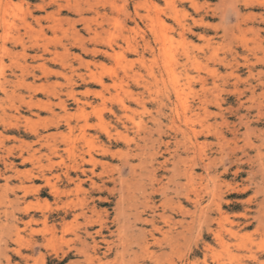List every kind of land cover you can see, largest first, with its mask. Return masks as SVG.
Instances as JSON below:
<instances>
[{
  "label": "rangeland",
  "instance_id": "1",
  "mask_svg": "<svg viewBox=\"0 0 264 264\" xmlns=\"http://www.w3.org/2000/svg\"><path fill=\"white\" fill-rule=\"evenodd\" d=\"M151 1L0 0V264L264 262V0Z\"/></svg>",
  "mask_w": 264,
  "mask_h": 264
},
{
  "label": "bare ground",
  "instance_id": "2",
  "mask_svg": "<svg viewBox=\"0 0 264 264\" xmlns=\"http://www.w3.org/2000/svg\"><path fill=\"white\" fill-rule=\"evenodd\" d=\"M65 1V0H64ZM99 1V0H98ZM109 1V0H108ZM151 1V0H150ZM152 2V1H151ZM156 2V1H155ZM262 2H264V1H262ZM21 3H22V0H21ZM102 4H104L103 2H101ZM153 3V2H152ZM2 4V3H1ZM9 4V3H8ZM99 4V3H98ZM100 5V4H99ZM154 5V4H153ZM152 5V6H153ZM8 6V5H7ZM57 6V5H56ZM70 6V5H69ZM172 6H173V4H172ZM1 7V6H0ZM6 7V6H5ZM103 7V6H102ZM170 7V6H169ZM168 7V8H169ZM7 9V8H6ZM8 9H9V6H8ZM65 9V8H64ZM151 10H152V8H150ZM262 9V8H261ZM264 9V8H263ZM1 10V9H0ZM5 10V9H4ZM28 10V9H27ZM155 10V9H154ZM176 11V10H175ZM166 12V11H165ZM164 12V13H165ZM167 12H168V10H167ZM3 13V12H2ZM20 13H21V11H20ZM17 14H19V13H17ZM17 14H15L16 16H17ZM23 14V13H22ZM25 14H26V12H25ZM167 14V13H166ZM14 15V14H13ZM20 15V14H19ZM260 16V15H259ZM7 17V16H6ZM142 17V16H141ZM145 17V16H144ZM15 18V17H14ZM14 18H13V20H14ZM29 18V17H28ZM57 18H59V17H57ZM148 18V17H147ZM165 18V17H164ZM262 18V17H261ZM2 19V18H1ZM9 19H10V17H9ZM37 19H39V18H37ZM61 19V18H60ZM149 19V18H148ZM167 19V18H166ZM263 19V18H262ZM16 20V19H15ZM150 20V19H149ZM259 20V19H258ZM156 21H157V19H156ZM179 21V20H178ZM262 21V20H261ZM3 22V21H2ZM62 22V21H61ZM259 22V21H258ZM27 23V22H26ZM154 23V22H153ZM157 25H158V22H155ZM160 23V22H159ZM179 24V23H178ZM3 25H4V23H3ZM17 26V25H16ZM60 27V25H58V24H56V27ZM120 26H121V24H120ZM119 26V27H120ZM148 26H150L149 24H148ZM167 26V25H166ZM5 27H6V24H5ZM11 27V26H10ZM43 27V26H42ZM48 27V26H47ZM50 27V26H49ZM118 27V26H117ZM159 27V26H158ZM46 28V27H45ZM89 28V27H88ZM170 28V27H169ZM3 29V28H2ZM6 29V28H5ZM150 29V28H149ZM6 30H8V29H6ZM107 30V29H106ZM105 30V31H106ZM120 30H121V28H120ZM165 30H166V27H165ZM171 31H173V30H171ZM22 32V31H21ZM76 32V31H75ZM74 32V33H75ZM121 32V31H120ZM119 32V33H120ZM174 32V31H173ZM261 32V31H260ZM55 33V32H54ZM182 33V32H181ZM261 34V33H260ZM264 35V34H263ZM6 36V35H5ZM142 36V35H141ZM9 37V36H8ZM181 37V36H180ZM44 38V37H43ZM144 38V37H143ZM7 39V38H6ZM163 39V38H162ZM260 39V38H259ZM4 40V39H3ZM14 40H15V38H14ZM72 40V39H71ZM73 40H75V39H73ZM127 40H128V38H127ZM126 40V41H127ZM159 40V39H158ZM184 40V39H183ZM189 40V39H188ZM262 40V39H261ZM264 40V39H263ZM174 41V40H173ZM21 42V41H20ZM43 42V41H42ZM47 42V41H46ZM176 42V41H175ZM258 42V41H257ZM256 42V43H257ZM135 43V42H134ZM164 43V41L162 42V44ZM169 43V42H168ZM1 44H2V42H1ZM15 44V43H14ZM178 44H179V42H178ZM189 44V43H188ZM187 44V45H188ZM258 44V43H257ZM264 44V43H263ZM160 45V44H159ZM2 46V45H1ZM46 46V45H45ZM4 47V46H3ZM131 47V46H130ZM166 47V46H165ZM182 47H184V46H182ZM172 48H173V46H172ZM49 49V48H48ZM176 49V48H175ZM174 49V50H175ZM259 48L257 47V46H255L254 48H253V50H258ZM161 50V49H160ZM177 50V49H176ZM260 50V49H259ZM48 51V50H47ZM128 51V50H127ZM165 51H167V49L165 50ZM8 52V51H7ZM134 52H136V51H134ZM187 52V51H186ZM56 53V52H55ZM147 53V52H146ZM165 53H167V52H165ZM6 54V53H5ZM134 54V53H133ZM259 54V53H258ZM2 55V54H1ZM170 55H172V54H170ZM41 56V55H40ZM173 56V55H172ZM256 56H257V54H256ZM227 57V56H226ZM0 58H1V56H0ZM119 58V57H118ZM118 58H117V61H118ZM166 58V57H165ZM169 58V57H168ZM171 59V58H170ZM176 59V58H175ZM183 59H184V57H183ZM2 60V59H1ZM119 60H120V58H119ZM143 60V59H142ZM174 60V59H173ZM181 60V59H180ZM168 61H169V59H168ZM182 61V60H181ZM197 61V60H196ZM264 61V57H262V58H257V62L259 63V62H263ZM177 62V61H176ZM172 63V59H171V62H170V64ZM186 63H187V61H186ZM159 64V63H158ZM169 63L167 64L166 62H165V65H164V67L162 68V64L160 65L161 66V68L162 69H164L165 71H167V72H170V70H171V65H170ZM226 64V63H225ZM252 64V63H251ZM257 64V63H256ZM22 65V64H21ZM184 65V64H183ZM187 65V64H186ZM195 65H196V63H195ZM231 65V64H230ZM230 65H228V66H230ZM2 66V65H1ZM144 66V65H143ZM253 66V65H252ZM157 67V66H156ZM255 67H257V66H255ZM123 68H124V66H123ZM155 68V67H154ZM180 68V67H179ZM1 69V68H0ZM3 69V68H2ZM21 69V68H20ZM146 69V68H145ZM158 69V68H157ZM262 69V68H261ZM26 70V69H25ZM124 70V69H123ZM159 70V69H158ZM161 70V69H160ZM163 70V71H164ZM35 71V70H34ZM149 71V70H148ZM157 71V70H156ZM253 71H254V69H253ZM260 71V70H259ZM264 72V71H263ZM4 73V72H3ZM147 73V72H146ZM175 73V72H174ZM114 74V73H113ZM172 74V73H171ZM170 74V75H171ZM135 75V74H134ZM100 77V76H99ZM134 78V77H133ZM2 79V78H1ZM140 79V78H139ZM26 80V79H25ZM128 80V79H127ZM136 80V79H135ZM28 82V81H27ZM98 82L100 83V84H102L103 85V81H102V79L100 78V79H98ZM257 82V81H256ZM176 83H177V81H176ZM125 85V84H124ZM172 85H174V84H172ZM0 86L2 87V86H4V84L3 83H0ZM9 86V85H8ZM29 86H31V85H29ZM260 86V85H259ZM8 88V87H7ZM10 89V88H9ZM3 90H4V88H3ZM6 91V90H5ZM174 91H175V93L176 94H178L179 93V89H177V85L174 87ZM5 93V92H4ZM7 93V92H6ZM6 95H8V94H6ZM182 95V94H181ZM178 99H179V97H178ZM120 101V100H119ZM138 101V100H137ZM186 101V100H185ZM80 102V101H79ZM179 102H180V100H179ZM183 102H184V100H183ZM120 104H121V101H120ZM168 104L170 105V103L168 102ZM58 105H60V104H58ZM164 105V104H163ZM174 105V104H173ZM182 105V104H181ZM201 105H202V103H201ZM180 106V105H179ZM83 107V106H82ZM124 107V106H123ZM126 107V106H125ZM184 107H185V105H184ZM208 108V107H207ZM97 109V108H96ZM64 110V109H63ZM95 110V109H94ZM174 110H176L175 109V107H174ZM81 111H82V109H81ZM97 111H98V109H97ZM100 111V110H99ZM184 111V110H183ZM101 112V111H100ZM181 111H179V113H180ZM177 113V112H176ZM102 114V113H101ZM99 115V118H100V120H102V115ZM82 116L84 117V118H86L87 116H88V114H86V112L85 111H83L82 112ZM98 116V115H97ZM66 119V118H65ZM87 120V119H86ZM184 120V119H183ZM75 128V127H74ZM29 131H30V129H29ZM32 133V132H31ZM40 134V133H39ZM151 135V134H150ZM112 138V137H111ZM144 138H146V137H144ZM46 139V138H45ZM44 141V140H43ZM46 141V140H45ZM64 141H66V140H64ZM92 143V142H91ZM74 144H77L76 142L74 143ZM79 144V143H78ZM73 145V144H72ZM66 146V145H65ZM83 146V145H82ZM86 146V145H85ZM141 146V145H140ZM81 147V146H80ZM55 148V147H54ZM83 148V147H82ZM58 149V148H57ZM144 149V148H143ZM22 150V149H21ZM53 150V149H52ZM52 150H50V151H52ZM56 150V149H55ZM68 150V149H67ZM10 152V151H9ZM21 152V151H20ZM55 152V151H54ZM70 152V151H69ZM74 152V151H73ZM86 152V151H85ZM27 153H28V151H27ZM37 153H38V151H37ZM52 153H53V151H52ZM58 153V152H57ZM65 153V152H64ZM76 154V153H75ZM52 155V154H51ZM63 155V154H62ZM59 156V155H58ZM69 156V155H68ZM72 156V155H71ZM88 156V155H87ZM89 156H90V161H88V162H90L91 164H93V165H96V160H95V158L89 153ZM61 157V156H60ZM66 157V156H65ZM21 158V157H20ZM27 158V157H26ZM57 158V157H56ZM59 158V157H58ZM67 158V157H66ZM24 159V158H23ZM31 159H36V160H38L37 158H36V156L35 155H31ZM44 159V158H43ZM55 159V158H54ZM74 159H76V158H74ZM81 159V158H80ZM8 160V159H7ZM56 160V159H55ZM63 160V159H62ZM88 160V159H87ZM86 160V158L85 157H83L82 158V161L84 162V161H87ZM41 161L43 162V160H42V158H41ZM27 162H29V161H27ZM39 162V161H38ZM63 162H64V160H63ZM52 163V162H51ZM59 163V162H58ZM61 163V162H60ZM8 164V163H7ZM23 164V163H22ZM24 164H26V163H24ZM56 164V163H55ZM62 164V163H61ZM64 164V163H63ZM18 166V165H17ZM67 166V165H66ZM70 166V165H69ZM81 167V166H80ZM83 168V167H82ZM52 169V168H51ZM74 169V168H73ZM73 169H71V170H73ZM7 171V170H6ZM9 171H11V170H9ZM74 171V170H73ZM46 172V171H45ZM67 172V171H66ZM69 172V171H68ZM67 172V173H68ZM82 172V171H81ZM88 172V171H87ZM93 173V172H92ZM80 174H83V173H80ZM3 175V174H2ZM67 175V174H66ZM44 176V175H43ZM79 176V175H78ZM6 177H7V175H6ZM42 178V177H41ZM44 178H45V176H44ZM53 178V177H52ZM51 178V179H52ZM57 179H59V178H57ZM66 179V178H65ZM45 180H46V182H47V184H48V186H50V188H52L53 189V191L52 192H54L55 194H57V193H59V189H57V186H55V184H52L53 182H51V180L49 179V178H45ZM71 181V180H70ZM76 181V180H75ZM79 181V180H78ZM72 182V181H71ZM36 186V185H35ZM31 188V187H30ZM40 188V187H39ZM36 189V188H35ZM34 191V190H33ZM38 191V190H37ZM53 193V194H54ZM39 194V193H38ZM61 194V193H60ZM28 210V209H27ZM27 213H29V212H27ZM26 213V214H27ZM45 213V212H44ZM46 214V213H45ZM54 214V213H53ZM64 214H66V213H64ZM66 216V215H65ZM64 216V217H65ZM31 217V216H30ZM61 217V216H60ZM22 218V217H21ZM32 218H33V216H32ZM62 218V217H61ZM38 219V218H37ZM46 219H47V215H46ZM14 220H15V216H14ZM30 220V219H29ZM32 220V219H31ZM36 220V219H35ZM40 220H41V218H40ZM43 220V219H42ZM16 221V220H15ZM14 221V222H15ZM20 221V220H19ZM30 222V221H29ZM44 222H45V220H44ZM55 222V221H54ZM57 222V221H56ZM59 222V221H58ZM57 222V223H58ZM33 223V222H32ZM25 225V224H24ZM66 225V224H65ZM16 226H18V225H16ZM27 226V225H26ZM14 227V226H13ZM15 228V227H14ZM55 228V227H54ZM155 228V227H154ZM101 229H102V227H101ZM159 229V228H158ZM156 230H157V228H156ZM155 230V231H156ZM159 231V230H158ZM96 232H98V231H96ZM152 232H153V230H152ZM90 233V232H89ZM101 233V232H100ZM99 233V234H100ZM150 233V232H149ZM87 235V234H86ZM85 235V236H86ZM91 235V234H90ZM97 235V234H96ZM102 235V234H101ZM151 236H153V235H151ZM88 237V236H87ZM91 237V236H90ZM219 237V236H218ZM223 238V237H222ZM86 239H88V238H86ZM92 239V238H91ZM156 239H154V241H155ZM153 241V240H152ZM151 241V242H152ZM147 242V241H146ZM157 242V241H156ZM84 243H86V242H84ZM94 243V242H93ZM99 243V242H98ZM142 243V242H141ZM145 243V242H144ZM147 243H149V242H147ZM223 243V242H222ZM143 244V243H142ZM154 244H156V243H154ZM151 245V244H150ZM94 246V245H93ZM155 246V245H154ZM210 247V246H209ZM208 247V248H209ZM95 248H97L96 246H95ZM141 249V248H140ZM163 249V248H162ZM82 250V249H81ZM148 250V249H147ZM86 251V250H85ZM144 250H142V252H143ZM83 251H81L80 253H82ZM145 252H146V250H145ZM85 253V252H84ZM152 253V252H151ZM79 254V253H78ZM141 254V253H140ZM153 254V253H152ZM149 255V254H148ZM152 256H154V254L152 255ZM147 257V256H146ZM156 257V256H155ZM29 258V257H28ZM235 258V257H234ZM257 259V258H256ZM255 259V260H256ZM263 262V261H262ZM262 262H261V264H262ZM258 263V262H257ZM264 263V262H263ZM224 264H226V263H224ZM239 264H241V263H239Z\"/></svg>",
  "mask_w": 264,
  "mask_h": 264
}]
</instances>
